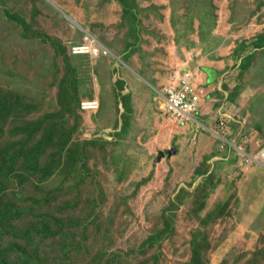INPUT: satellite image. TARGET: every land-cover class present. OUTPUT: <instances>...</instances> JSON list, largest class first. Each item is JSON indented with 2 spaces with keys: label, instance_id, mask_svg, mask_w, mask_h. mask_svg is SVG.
<instances>
[{
  "label": "rangeland",
  "instance_id": "1",
  "mask_svg": "<svg viewBox=\"0 0 264 264\" xmlns=\"http://www.w3.org/2000/svg\"><path fill=\"white\" fill-rule=\"evenodd\" d=\"M123 4L0 0V264H264V0Z\"/></svg>",
  "mask_w": 264,
  "mask_h": 264
},
{
  "label": "built area",
  "instance_id": "2",
  "mask_svg": "<svg viewBox=\"0 0 264 264\" xmlns=\"http://www.w3.org/2000/svg\"><path fill=\"white\" fill-rule=\"evenodd\" d=\"M74 54H89L91 56H98L100 54H108V50L98 45H76L72 47ZM197 72H185L182 76L163 89L161 93V109L165 114H168L174 119H180V121H189L194 119L196 112L199 110L201 103V97L205 91L201 84L196 82ZM98 103L96 100L81 102L82 110H95ZM224 120L220 119L218 122V128L213 130V133L217 136L220 142L223 144H229V141L225 138L227 130H224ZM257 156H251L253 161L260 162L264 160V147L259 151ZM246 161L249 158L245 156Z\"/></svg>",
  "mask_w": 264,
  "mask_h": 264
},
{
  "label": "trees",
  "instance_id": "3",
  "mask_svg": "<svg viewBox=\"0 0 264 264\" xmlns=\"http://www.w3.org/2000/svg\"><path fill=\"white\" fill-rule=\"evenodd\" d=\"M120 1H122L124 3L123 4L124 12L127 15V18L131 21V23L139 22L138 15H137L138 14V9L135 6V0H120ZM203 70L209 72V74H213V75H210V79H212L214 74L216 73L215 70H213L211 68H209V69L203 68ZM70 90H69V92L71 93V95H73L72 99H73V101L76 104V100L74 98V96L76 95L75 90H72V92ZM46 218H48V215L47 214H43V219H42L43 223L45 222ZM67 242H69V241L67 240ZM20 255H23V257L29 258V255H27L25 253H21Z\"/></svg>",
  "mask_w": 264,
  "mask_h": 264
},
{
  "label": "crops",
  "instance_id": "4",
  "mask_svg": "<svg viewBox=\"0 0 264 264\" xmlns=\"http://www.w3.org/2000/svg\"><path fill=\"white\" fill-rule=\"evenodd\" d=\"M207 69H209V68H207ZM203 71L206 73V75L204 72H197L198 73L197 80L199 79V81L203 84L202 87L206 90V87H208L207 84L210 83L214 79V76L212 79H210V75H213V74H209V72H207L205 70H203ZM200 82H199V84H201Z\"/></svg>",
  "mask_w": 264,
  "mask_h": 264
},
{
  "label": "water",
  "instance_id": "5",
  "mask_svg": "<svg viewBox=\"0 0 264 264\" xmlns=\"http://www.w3.org/2000/svg\"><path fill=\"white\" fill-rule=\"evenodd\" d=\"M174 152H176V148H173L171 151H169L170 154H172ZM163 156H165V152L161 151L158 160H160V158L163 157Z\"/></svg>",
  "mask_w": 264,
  "mask_h": 264
}]
</instances>
